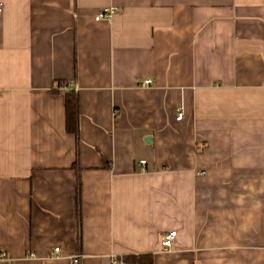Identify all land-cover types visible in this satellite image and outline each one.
I'll return each mask as SVG.
<instances>
[{"label": "crops", "instance_id": "1", "mask_svg": "<svg viewBox=\"0 0 264 264\" xmlns=\"http://www.w3.org/2000/svg\"><path fill=\"white\" fill-rule=\"evenodd\" d=\"M0 3V264H264V0Z\"/></svg>", "mask_w": 264, "mask_h": 264}, {"label": "trees", "instance_id": "2", "mask_svg": "<svg viewBox=\"0 0 264 264\" xmlns=\"http://www.w3.org/2000/svg\"><path fill=\"white\" fill-rule=\"evenodd\" d=\"M67 129L77 133L79 127V102L77 95L71 91L66 94ZM135 264H153L150 255H136L132 257Z\"/></svg>", "mask_w": 264, "mask_h": 264}, {"label": "built area", "instance_id": "3", "mask_svg": "<svg viewBox=\"0 0 264 264\" xmlns=\"http://www.w3.org/2000/svg\"><path fill=\"white\" fill-rule=\"evenodd\" d=\"M3 11V4L0 3V13H2ZM118 9L117 7H105L104 9H102L95 17L96 20H104V19H110L112 18V16L117 13ZM153 83V81L151 79H146L143 83V85L149 86ZM68 88V86H66ZM184 113L183 111L179 112L178 118L181 119L183 117ZM142 164H145L146 161H141ZM200 174H205V172H201ZM177 236V231L176 230H171L169 231L167 234H165V236L163 237L162 240V246L164 247V249H169L172 247L173 242L175 240ZM55 252L59 253L60 252V248L56 247L55 248ZM7 256V252L0 248V259L4 260L6 259ZM78 259L75 258V262H77Z\"/></svg>", "mask_w": 264, "mask_h": 264}]
</instances>
